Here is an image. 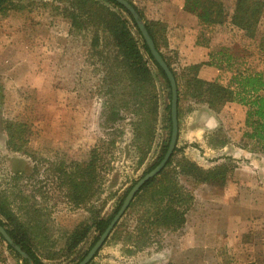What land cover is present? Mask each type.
Masks as SVG:
<instances>
[{
    "label": "rangeland",
    "instance_id": "1",
    "mask_svg": "<svg viewBox=\"0 0 264 264\" xmlns=\"http://www.w3.org/2000/svg\"><path fill=\"white\" fill-rule=\"evenodd\" d=\"M131 1L143 10L147 21L158 23L154 31L159 51L177 75L182 93L191 78L202 80V69L215 76L210 82L224 86L235 71L264 74V13L257 37L249 40L230 26L216 30L201 26L193 15L184 12L183 0ZM222 1L231 15L234 0ZM67 3L6 0L0 9V212L11 214L17 223L31 230L33 249L43 264L82 261L96 234L91 230L69 252L66 245L72 232L80 225H91L95 218L112 215L124 194L155 164L168 133L164 122L167 91L146 57L158 93V117L150 145H144L146 139L139 143L134 140L136 118L132 114L119 110L111 123L104 120L105 103L120 105L121 100L99 93L105 73L102 59L113 57L115 51L107 42L94 51L89 31L71 29L61 12ZM101 4L121 14L108 4ZM132 34L141 45L135 29ZM221 54L231 56L230 69L210 65V57ZM195 66L199 68L192 70ZM190 104L182 97L178 157L203 170L225 163L234 166L225 186L195 187L184 229L178 233L162 232L141 251L124 241V233L133 226V218L126 212L117 229L122 232L120 238L111 234L89 264H264V153L255 151L244 138L247 130L240 125L237 112L226 106L219 114L208 113L214 117V127H186L187 115L195 111L196 120L190 123L198 125L204 119L201 106ZM106 119L112 118L108 114ZM6 121L26 125L27 155L6 147ZM188 131L199 132L196 142L186 140ZM102 142L115 145L111 156L106 157L108 168L102 171L99 192L76 206L68 199L57 169L65 167L71 173L75 164L87 161L90 151ZM224 147L227 149L222 150ZM248 203L256 209L253 219H248L252 227L235 231L239 229L250 237L251 242L243 244V250L246 246L249 251L258 249L254 260L249 261L233 254L230 245L220 243L221 236L228 235L231 221L238 224L245 218ZM237 204L243 205L242 211L233 206ZM1 213L0 219L10 229ZM240 249L241 246L236 250ZM0 264H22L1 239Z\"/></svg>",
    "mask_w": 264,
    "mask_h": 264
},
{
    "label": "trees",
    "instance_id": "2",
    "mask_svg": "<svg viewBox=\"0 0 264 264\" xmlns=\"http://www.w3.org/2000/svg\"><path fill=\"white\" fill-rule=\"evenodd\" d=\"M126 1L139 15L156 50L160 53L154 31L158 23L147 21L143 10L137 8L131 0ZM149 1L161 3L165 0ZM67 2L61 12L62 18L69 22L71 29L89 31L92 36L91 48L94 51L98 50L103 42L109 43L115 51L113 57H106L101 62V65L105 67V73L101 81L100 95L112 99L121 98L120 105L105 103L103 116L107 118L109 114L112 118L111 121L105 118L106 122L111 123L115 120L119 110L126 114H132L136 118V121L133 122L134 140L139 143L140 140L146 139L144 145L149 146L157 123L158 93L145 57L152 62L157 74L164 81L168 100L164 122L167 124L168 133L160 156L148 170L150 172L161 162L170 142L171 92L166 76L153 61L134 20L120 5L110 0H67ZM5 3L6 0H0V9ZM101 3L110 5L112 9L119 10L121 14L105 8ZM183 10L193 15L201 26L215 30L230 26L241 32L245 38L254 40L258 35V24L264 13V2L262 0H234L230 15L222 0H183ZM132 29H135L141 45L133 36ZM160 55L172 72L177 85L178 126L182 97L186 103L206 106L215 114H219L227 104L235 103L246 109L244 127L247 132L244 133V138L252 143L255 151L264 153V74L235 71L227 86L217 81H202L195 76L187 82L185 92L182 93L177 75L166 58L161 53ZM218 56L210 57V65L217 68L225 66L230 69L231 56L223 54ZM198 68L195 66L192 67V70ZM115 83L118 84L116 89ZM4 132L8 150L27 155L26 125L16 121H6ZM114 145L112 142H102V144L96 145L90 151L88 160L75 164L71 173H67L65 167L63 170L62 168L57 169L62 186L66 187V195L74 205L85 204L87 200L98 194L101 187L102 171L108 168L106 157L111 156ZM224 145L221 144V147ZM179 153L180 150L175 148L165 168L141 188L126 211L128 213L126 216L130 215L133 218V226L124 233V241L135 251L149 247L154 243V238L162 232L178 233L182 231L186 225L187 213L194 200L195 187L212 185L223 188L235 169L234 166L225 163L210 170H203L193 162L178 157ZM128 191L109 218H95L91 225L78 226L67 241V250L69 252L74 250L87 238L91 230L96 234L92 248L116 215ZM3 216L10 223L8 226L11 228H7L1 219L0 225L6 229L13 244L26 253L33 264H43L33 249L31 230L21 222L17 223L11 214ZM121 226L119 223L115 227L111 233L113 238H120L122 232L117 229ZM0 239L3 241L1 237ZM7 249L20 259L11 246L7 245ZM128 253L132 254L133 252L129 249ZM21 262L28 264L25 260H21Z\"/></svg>",
    "mask_w": 264,
    "mask_h": 264
},
{
    "label": "water",
    "instance_id": "3",
    "mask_svg": "<svg viewBox=\"0 0 264 264\" xmlns=\"http://www.w3.org/2000/svg\"><path fill=\"white\" fill-rule=\"evenodd\" d=\"M114 3L120 5L123 9H125L131 18L134 20L137 29L146 45V47L149 50V53L151 57L153 58V61L160 67V69L163 71V73L166 76V79L170 86V92H171V101H170V118H171V134H170V142L167 149L166 154L164 155L161 162L150 172L143 175L128 191L121 207L117 211L116 215L111 220L110 224L104 231V233L100 236L99 240L95 243V245L90 249V251L87 253V255L82 259L81 262L78 264H89L95 255L98 253V251L101 249V247L105 244L106 240L109 238L115 227L118 225L122 217L125 215L126 211L128 210L130 204L134 200L135 196L139 193L141 188L151 179L156 177L167 165V162L169 161L172 153L174 152V149L177 145V139H178V120H177V104H178V95H177V85L174 79V76L168 66L166 65L164 59L160 55V53L156 50L155 45L150 38L147 30L145 29L144 23L140 20L139 15L136 13V11L132 8V6L126 1V0H110ZM0 237L3 239V241L6 243V245L11 246L13 250L18 254L21 260H25L28 262V264H33L26 253H24L18 246L13 244V241L6 233V229L3 228L0 225Z\"/></svg>",
    "mask_w": 264,
    "mask_h": 264
},
{
    "label": "crops",
    "instance_id": "4",
    "mask_svg": "<svg viewBox=\"0 0 264 264\" xmlns=\"http://www.w3.org/2000/svg\"><path fill=\"white\" fill-rule=\"evenodd\" d=\"M209 73V71L208 70H205V69H202V71H201V73H200V78L202 79V80H205V81H208V82H210V81H212V78L214 79V77L211 75V72L209 73V75H210V78H207V74ZM212 76V77H211ZM191 105H194V106H196V107H198V106H201V108L203 109V112H202V116H204V119L202 118V122L201 123H198V125H195L196 123H190V121H195L196 120V116H195V114L197 115V112L195 111L196 109H194V106L192 107L194 110L193 111H195V112H193V113H191L190 115H187V120L185 121V123H186V127H204V128H208V127H214V117H212L213 116V112L212 111H210V110H208V108L206 107V106H203V105H199V104H190V106ZM225 108H227V110L229 109L231 112H237V116H238V120L240 121V125H242V126H244V119H245V112H246V110L244 109V110H241V109H243V107H240V106H238L237 104H234V103H230V104H227L226 105V107ZM204 110H207V112L206 111H204ZM200 113V112H199ZM198 113V114H199ZM210 115H212V116H210ZM211 118V119H210ZM237 118V117H236ZM178 127H183L182 125H180L179 124V126ZM179 134V133H178ZM198 136H199V132H190V131H188V134H187V136H186V140L188 141V142H196L197 141V138H198ZM228 146H230V147H233V145L232 144H229ZM226 149H227V147H226ZM225 149V147L224 148H222V150H226ZM231 151V150H230ZM225 152V151H224ZM232 153V152H231ZM233 206H236V208L237 209H239L240 208V210L242 211L243 210V205H240V204H237V205H233ZM233 206H232V208H233ZM247 207V209H246V215H245V218L243 219H241L240 220V222L238 221L237 223L238 224H234L233 223V221H231V229H228V230H226V232L228 233V235L226 236V235H222L221 237H222V239H220V243H222V244H225V245H230L229 247H231V248H233V254H235V253H237V256L238 257H240V258H242V259H246L247 261H249V260H254V258L253 257H255V252L258 250V249H253V250H251V251H249V248H248V246H246V251L245 250H243L242 249V246H243V244H246V245H249V243L251 242V240H250V237L248 236V235H242L243 233H242V231L241 230H236L235 231V229L236 228H242V227H244L245 229L248 227V228H250V227H252V226H250V224H252V223H250L249 221H248V219L249 218H251V217H253V215H254V212H255V205H253V204H250V203H248L247 205H246ZM245 210V209H244ZM251 219H253V218H251ZM247 224V225H246ZM233 225H235V226H233ZM237 225L239 226V227H237ZM223 228V227H222ZM237 234V235H236ZM224 236V237H223ZM226 236V237H225ZM220 237V238H221ZM239 246H241V249L239 250V251H237L236 249H238V247ZM249 251V252H248ZM264 250L262 249V252H263ZM248 254H250V255H248ZM242 255V256H241ZM237 257V258H238ZM246 262V261H245ZM245 262L244 263H240V262H235L234 264H245ZM247 263V262H246Z\"/></svg>",
    "mask_w": 264,
    "mask_h": 264
}]
</instances>
